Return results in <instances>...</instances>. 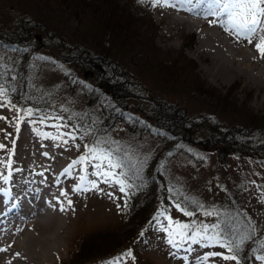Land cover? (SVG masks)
<instances>
[{
	"label": "rangeland",
	"instance_id": "1",
	"mask_svg": "<svg viewBox=\"0 0 264 264\" xmlns=\"http://www.w3.org/2000/svg\"><path fill=\"white\" fill-rule=\"evenodd\" d=\"M86 1L96 7L102 0ZM195 1L142 0L138 12L145 16L129 20L130 34L119 43L115 35L123 32L106 29L105 14L97 7L82 12L78 24L50 0H0V38L8 40L4 35L14 25L32 23L34 34H44L42 27L36 28L43 24L45 31L57 32L61 39L31 37L22 47L0 50V70L10 71V62L24 64L29 98L37 97L38 103L49 102L53 108L84 112L87 88L77 83L72 97L68 94L69 74L81 75L82 66L63 59L71 53L82 55L83 48L99 53L103 47L111 60L124 65L141 98L162 97L175 103L184 111L193 136L210 138L203 145L179 144L161 161V176L154 178L156 182L164 179L158 182L160 195L152 191L149 198L148 187L135 185L140 192L136 196V189L127 185L120 171H133L136 184L146 182L147 169L156 165L155 150L161 153L169 147L166 138L130 131L116 121L98 127L103 111H117L118 102L113 99L103 101L104 110L98 102L91 103L96 123L84 131L60 122L55 114L23 112L0 88V194L10 200L4 210L25 191L29 199L44 198L40 185L55 199L60 197L64 206L60 245L56 252L50 250L47 264H87L94 259L81 252L89 248L92 257L105 252L102 264H240L239 260L264 264V86L242 80L223 83L207 74L208 59L193 55L205 25L193 28L183 20L189 16L186 8L191 9ZM112 5L127 13L117 0ZM219 6L217 11L236 14V24L227 25L224 35L264 70V35L254 29L264 21V0H223ZM92 34L100 44L87 42ZM131 49L137 56H132ZM108 71L114 70L110 66ZM198 81L223 96L211 100L197 95ZM148 104H139L135 111L124 109L120 115L131 125H143ZM88 132H94L92 152L83 151V136ZM231 138L236 142H230ZM132 199L139 205L151 202L145 209L149 222L140 225L128 219ZM9 219L0 216V227L9 225ZM229 226L234 230L229 236L236 241L233 249L221 237ZM24 231L15 239H21Z\"/></svg>",
	"mask_w": 264,
	"mask_h": 264
},
{
	"label": "trees",
	"instance_id": "2",
	"mask_svg": "<svg viewBox=\"0 0 264 264\" xmlns=\"http://www.w3.org/2000/svg\"><path fill=\"white\" fill-rule=\"evenodd\" d=\"M46 1V0H45ZM49 1V0H48ZM52 3L57 5L59 8L58 10L61 11V14H64V12L68 13L72 19L75 20L76 23L80 24L82 21V12L84 11H91L96 10V7L100 9V11L105 14L106 22L104 23V26L109 31H112L114 28V31L123 32L121 35H115L118 39L119 43L122 41L124 35L130 34V31H127L128 28V22L130 19L134 18L135 16L143 15L142 13L138 12L140 4L142 0H117L119 7H124L127 10V13L124 14L122 11H120L118 8H114L112 5L114 0H102L100 4H102V9L99 5L92 6L91 3H88L86 0H50ZM94 2L96 0H93ZM123 10V9H122ZM145 16V15H144ZM149 17V16H148ZM101 18V17H100ZM124 18V22H120L119 19ZM101 21V20H100ZM102 22V21H101ZM117 22V23H115ZM32 23H20V25L17 24L13 26L12 30L7 34L4 35L8 40L0 38V50H3L6 47L12 46L14 49L17 47H22L23 42H27V40L31 37H34L36 40H41V38H44L43 36H48L49 39L55 40L56 42L60 41V36L56 33H54L52 30L45 31V25L41 24L39 27L41 28L43 33H37L34 34V30L32 29ZM104 27V28H105ZM46 33V34H45ZM133 36L138 37L133 31ZM84 36V33H83ZM87 38V34L85 35ZM40 37V38H39ZM190 37L193 38L192 35ZM39 38V39H38ZM95 35H90V39L87 42L90 43H99L94 41ZM46 40V38H45ZM100 44V43H99ZM145 44V43H144ZM103 45V43H102ZM133 47V46H132ZM101 51L99 53L92 52L91 49L83 48V50H86V52H82L80 54H74L71 53V55H66V57L63 59L65 62L68 63H75L78 66L81 65L83 71L76 74L73 71L69 74V92L70 97H72V90L74 84L77 83L81 84L83 87L87 88V93L85 96V104L87 106L86 110L81 113H75L71 110H67L65 108H61L59 106L51 107L49 102L43 101L42 103L37 102V97L29 98L26 86H25V79H26V73L24 71V64L22 61L16 62L14 64L13 62L9 63V69L10 71H4L0 70V88L2 90V93H4L6 99L15 104L17 107H19L23 112L31 113L32 115H53L55 114L57 116V119H59L60 122L68 123L71 128H77V130H86L89 126L95 125L96 121L94 119L93 112L91 110V103L98 102V105L101 107L102 110H104V104L103 101L105 99H113L115 102H118V108L117 111L115 109H112L108 112L106 109L103 111V119L96 124L98 127L106 125L107 122H117L121 125L125 126L127 125V128L132 130H138L141 134L143 132H146L147 134H150L152 136H155L156 138H166L167 148H165L164 152L160 153V150H155L154 152V162L156 165L153 167V169H147V176L152 175L153 180L144 178L143 179L146 182L143 183H137L135 180V173L133 171H124L121 170L123 173V177L126 178L125 182L129 184L130 186L133 185V187L136 189L137 185L138 187H143L150 189V192L148 194V197H153V194L160 195V188L158 186L159 181H164V179H160L156 182L154 178L160 177V168H161V161H163L167 156L173 154V152L176 151V148L179 144H182L184 141L185 143H193L195 144H207L210 143V138L207 136L206 138L202 137H194L191 130H189V127L186 126L188 124L184 121V111H182L179 107L175 106V103H171L169 101H166L162 97H156L146 99L145 97L141 98L140 94L136 92L135 87L133 84L130 83L128 80L131 75H129L128 71L125 69L124 65L122 64H116L115 61L111 60L108 55H106V51L101 47ZM132 56H137V51L134 49H131ZM65 55V54H64ZM153 55V54H152ZM154 56V55H153ZM3 57L0 56V63L2 62ZM117 65V66H116ZM111 66V69L114 71H108L109 67ZM7 70V69H5ZM198 84H201L198 81ZM197 91L199 92V96L202 97H209L211 100H213V97L215 95L223 96L220 94L218 90L213 91V89H205L203 88L202 84L197 87ZM207 95V96H205ZM130 100L131 102L129 104H125ZM152 104H151V103ZM144 103H149L148 106L149 110L146 112L147 117L143 118V125H131L128 123V120L126 117H123L120 115V111L124 109L132 108V110H136L137 106L140 104L142 106ZM142 109V108H140ZM117 112V113H116ZM148 123L149 125H147ZM219 131L220 129L216 127ZM135 130V131H136ZM83 131V132H84ZM221 136V135H220ZM213 138L215 135L212 136ZM83 139H85L86 142H84L85 148L83 151L86 152H92V150H95V146L93 144L94 141V132H88L85 133V136H83ZM230 142H236L235 138H231ZM92 149V150H90ZM219 155H222L224 153L223 149H219ZM116 164L121 167V165L116 161ZM146 175V173H145ZM130 177V178H129ZM145 185V187H144ZM157 190V191H155ZM136 196H139V193L136 189L135 192ZM144 199V198H143ZM149 200V199H148ZM128 205L129 209V220H136L140 223V225H143L146 222H149L148 216L145 215V209L147 206H150L151 202L144 203V204H137L135 199L130 200ZM230 233V231H228ZM228 239V238H227ZM229 240V239H228ZM230 248L233 249L231 242L228 244ZM89 248V247H87ZM111 254V250H108ZM107 252V251H106ZM105 252H102L100 254H96L92 257L93 250L90 248L82 251V255H87V258L92 260L91 262H88L87 264H101L100 258H102V254ZM109 254V255H110ZM108 255V256H109ZM237 256V253H236ZM103 263V261H102ZM106 264V263H104ZM240 264H243V260H241Z\"/></svg>",
	"mask_w": 264,
	"mask_h": 264
},
{
	"label": "bare ground",
	"instance_id": "3",
	"mask_svg": "<svg viewBox=\"0 0 264 264\" xmlns=\"http://www.w3.org/2000/svg\"><path fill=\"white\" fill-rule=\"evenodd\" d=\"M222 1L196 0L191 9L186 8L190 12L187 19L183 20L190 22L193 28L205 25L198 37L193 55L204 56L208 59L206 72L213 79L217 78L223 83L242 80L244 83L254 84L256 87L264 86V70L253 63V56L250 53L240 50V47L223 33L227 25L234 26L233 23L236 24L237 21L235 11H217ZM213 15L215 17L212 19ZM223 15L225 16L224 20L222 17L220 18ZM257 29L263 36V20L257 25ZM239 52H241L240 55L237 54ZM18 135L19 138H23L22 134ZM58 171H62V169ZM38 188L41 195H45L44 198L29 199V195L27 196L25 191V193L18 194L12 200L13 204H10L5 210L4 205L10 200L0 194V216L6 215L8 219L10 218L9 225L0 227V264H47L46 262L50 260V250L56 252L55 250L60 245L58 237L62 231L65 216L64 206L60 202L61 198L55 199L44 186L40 185ZM57 202L61 203L57 205L58 207L55 205ZM25 224H29L28 231L23 230L28 228L23 227ZM15 230L17 231L15 232ZM21 231L25 232L23 237L15 239V236Z\"/></svg>",
	"mask_w": 264,
	"mask_h": 264
}]
</instances>
